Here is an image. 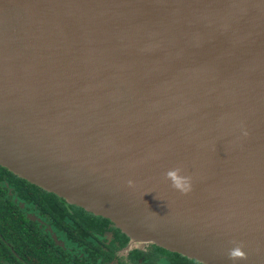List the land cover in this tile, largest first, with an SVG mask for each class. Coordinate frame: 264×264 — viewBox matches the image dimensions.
Masks as SVG:
<instances>
[{
    "label": "water",
    "instance_id": "1",
    "mask_svg": "<svg viewBox=\"0 0 264 264\" xmlns=\"http://www.w3.org/2000/svg\"><path fill=\"white\" fill-rule=\"evenodd\" d=\"M0 165L134 240L264 264V0H0Z\"/></svg>",
    "mask_w": 264,
    "mask_h": 264
},
{
    "label": "flooded vegetation",
    "instance_id": "2",
    "mask_svg": "<svg viewBox=\"0 0 264 264\" xmlns=\"http://www.w3.org/2000/svg\"><path fill=\"white\" fill-rule=\"evenodd\" d=\"M0 264H206L126 235L109 218L0 165Z\"/></svg>",
    "mask_w": 264,
    "mask_h": 264
},
{
    "label": "clouds",
    "instance_id": "3",
    "mask_svg": "<svg viewBox=\"0 0 264 264\" xmlns=\"http://www.w3.org/2000/svg\"><path fill=\"white\" fill-rule=\"evenodd\" d=\"M164 176L169 178L172 186L180 191H188L191 187V176L183 174L179 167L165 169ZM127 182L131 184L133 181L129 179Z\"/></svg>",
    "mask_w": 264,
    "mask_h": 264
}]
</instances>
